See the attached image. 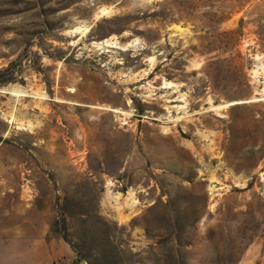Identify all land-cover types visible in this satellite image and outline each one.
<instances>
[{
  "label": "rangeland",
  "instance_id": "374dc122",
  "mask_svg": "<svg viewBox=\"0 0 264 264\" xmlns=\"http://www.w3.org/2000/svg\"><path fill=\"white\" fill-rule=\"evenodd\" d=\"M245 80L264 150V0H0V264H264Z\"/></svg>",
  "mask_w": 264,
  "mask_h": 264
},
{
  "label": "trees",
  "instance_id": "16d2710c",
  "mask_svg": "<svg viewBox=\"0 0 264 264\" xmlns=\"http://www.w3.org/2000/svg\"><path fill=\"white\" fill-rule=\"evenodd\" d=\"M236 57H242V53L237 51ZM237 73L242 72L236 65ZM246 76V74L243 73ZM213 90L228 101H248L252 99L253 89L249 80L231 85H219L213 82ZM257 105L255 101L233 104L230 108L228 133L226 134L224 149V159L237 172L250 173L261 160L264 150H260L257 143L254 127L247 123L250 110ZM247 109L246 115H237L235 110Z\"/></svg>",
  "mask_w": 264,
  "mask_h": 264
},
{
  "label": "water",
  "instance_id": "95a60500",
  "mask_svg": "<svg viewBox=\"0 0 264 264\" xmlns=\"http://www.w3.org/2000/svg\"><path fill=\"white\" fill-rule=\"evenodd\" d=\"M260 99H263V97L256 96V97H254V98H252V99H250L248 101H255V100H260ZM235 103H238V102H236V101H230V102H227L226 105H232V104H235Z\"/></svg>",
  "mask_w": 264,
  "mask_h": 264
},
{
  "label": "bare ground",
  "instance_id": "6f19581e",
  "mask_svg": "<svg viewBox=\"0 0 264 264\" xmlns=\"http://www.w3.org/2000/svg\"><path fill=\"white\" fill-rule=\"evenodd\" d=\"M106 42V41H105ZM108 42V41H107ZM102 43H104V42H102ZM105 44H107V43H105ZM12 91V93H14V95H20L21 93L19 92V90H17V89H12L11 90ZM9 92V91H8ZM11 93V92H10Z\"/></svg>",
  "mask_w": 264,
  "mask_h": 264
}]
</instances>
